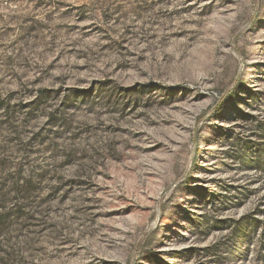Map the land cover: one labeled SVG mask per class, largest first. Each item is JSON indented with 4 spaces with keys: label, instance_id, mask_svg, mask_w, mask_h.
Returning <instances> with one entry per match:
<instances>
[{
    "label": "rangeland",
    "instance_id": "rangeland-1",
    "mask_svg": "<svg viewBox=\"0 0 264 264\" xmlns=\"http://www.w3.org/2000/svg\"><path fill=\"white\" fill-rule=\"evenodd\" d=\"M0 264H264V0H0Z\"/></svg>",
    "mask_w": 264,
    "mask_h": 264
}]
</instances>
